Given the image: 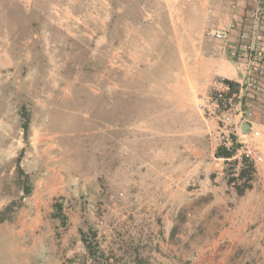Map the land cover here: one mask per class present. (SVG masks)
I'll return each instance as SVG.
<instances>
[{
    "label": "rangeland",
    "instance_id": "374dc122",
    "mask_svg": "<svg viewBox=\"0 0 264 264\" xmlns=\"http://www.w3.org/2000/svg\"><path fill=\"white\" fill-rule=\"evenodd\" d=\"M170 4L0 0V264H264V161L167 122Z\"/></svg>",
    "mask_w": 264,
    "mask_h": 264
},
{
    "label": "crops",
    "instance_id": "0c3cea01",
    "mask_svg": "<svg viewBox=\"0 0 264 264\" xmlns=\"http://www.w3.org/2000/svg\"><path fill=\"white\" fill-rule=\"evenodd\" d=\"M170 5L167 52L174 65L167 75L173 81L160 99L168 110L167 122L171 119L173 125L183 127L181 133L190 136L192 150L202 154L212 150L208 139L223 132L218 119L206 109L214 83L226 79L237 84L242 78L241 53L252 33L256 0H171ZM208 29H227L228 35L226 39L207 37ZM255 43L264 47V20ZM245 94L243 110L251 111L245 120L264 132V66L255 88ZM238 121L235 115L233 129H238Z\"/></svg>",
    "mask_w": 264,
    "mask_h": 264
},
{
    "label": "built area",
    "instance_id": "2783aa9c",
    "mask_svg": "<svg viewBox=\"0 0 264 264\" xmlns=\"http://www.w3.org/2000/svg\"><path fill=\"white\" fill-rule=\"evenodd\" d=\"M256 9L251 16V35L249 42L243 46L241 56L244 59L242 65V78L236 84L235 89L225 80L216 81L209 96L206 109L224 125L232 124L233 117L239 116L237 123L238 133L236 141L243 148L242 154L249 162L264 161V132L255 129L250 123V130L247 135L241 134V126L245 119L251 115V111L243 110V100L245 93L255 88L258 77L263 72L264 47L255 43L257 29L264 20V0H256ZM233 25H230L232 27ZM207 37L215 39H226L227 29H208L205 31ZM243 37H245L243 35ZM248 122V121H247ZM256 140V143L248 142Z\"/></svg>",
    "mask_w": 264,
    "mask_h": 264
},
{
    "label": "trees",
    "instance_id": "16d2710c",
    "mask_svg": "<svg viewBox=\"0 0 264 264\" xmlns=\"http://www.w3.org/2000/svg\"><path fill=\"white\" fill-rule=\"evenodd\" d=\"M225 82L229 83L231 85V87H233V89H235L236 87V83L233 81H229L225 79ZM23 128H24V135L26 137V132H27V128H28V123L25 121L23 123ZM240 146V143L236 141V138L234 139V141H232V144L230 146H226V145H219L216 151V155L219 157H223V158H230L234 155L236 149ZM246 158L244 157V160ZM247 160V159H246ZM251 165H248L251 169H252V163H250ZM17 167H19V163L17 162ZM246 172V170L244 168H241L240 174L239 176H243V174ZM234 179V178H233ZM233 179H229V182H232ZM236 186V185H234ZM246 187H250V185H247ZM237 192L238 193H243L244 192V188L243 187H239L238 185L236 186ZM85 246L91 250L92 245H90V242L87 241V239L85 237L82 238Z\"/></svg>",
    "mask_w": 264,
    "mask_h": 264
},
{
    "label": "water",
    "instance_id": "95a60500",
    "mask_svg": "<svg viewBox=\"0 0 264 264\" xmlns=\"http://www.w3.org/2000/svg\"><path fill=\"white\" fill-rule=\"evenodd\" d=\"M250 130V123L247 121H244L242 126H241V134L242 135H247Z\"/></svg>",
    "mask_w": 264,
    "mask_h": 264
}]
</instances>
